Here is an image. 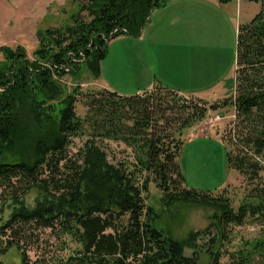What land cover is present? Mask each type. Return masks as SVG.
<instances>
[{"label":"trees","instance_id":"16d2710c","mask_svg":"<svg viewBox=\"0 0 264 264\" xmlns=\"http://www.w3.org/2000/svg\"><path fill=\"white\" fill-rule=\"evenodd\" d=\"M77 1L80 12L89 11L91 20L80 19V13L72 26L39 31L34 60L22 48H1L0 207L4 201L14 205L1 230V242L16 222L37 223L58 228L78 245L74 254L57 264H200L197 252L187 256L185 246L196 248L203 231L191 232L186 242L174 239L170 231L157 228L156 214L146 207L144 193L153 182L163 193L164 207L192 204L213 209L218 226H239L248 217L264 218V186L253 188L235 211L224 195L188 189L178 160L186 129L201 123L209 110L232 107L235 122L227 144L235 149L227 150L228 166L252 181L260 178L264 0H246L261 2L262 9L238 30L233 97L207 108V101L188 102L160 85L155 94L122 95L107 90L87 95L85 118L76 113L79 87L69 93L61 81L67 71L77 80L85 64L94 80L100 79L108 42L122 35L139 37L150 22L152 7H163L170 0ZM80 135H87L88 140L78 158L69 161L72 139ZM105 141L132 149V167L112 163ZM47 173L52 175L42 179ZM35 188L40 192L31 208L25 196ZM124 217L126 223L117 224ZM13 246L21 251L23 264H28L21 243L8 240L6 249ZM206 253L209 264H221L218 250ZM240 254L239 264H246L250 256H263L264 239Z\"/></svg>","mask_w":264,"mask_h":264},{"label":"rangeland","instance_id":"374dc122","mask_svg":"<svg viewBox=\"0 0 264 264\" xmlns=\"http://www.w3.org/2000/svg\"><path fill=\"white\" fill-rule=\"evenodd\" d=\"M191 2L193 5L185 13L184 22L181 24L171 27L155 26L157 16L152 13L151 23L142 30L139 37L122 35L109 41L106 57L101 63L103 80H94L85 64H82V71L77 80H73L67 71L61 81L69 93H73L79 87L76 103V113L79 117L85 118L87 114L85 104L87 95L103 93L108 89L122 95H134V91L128 90H133L134 86L142 81L139 79V72L142 69V63H139L141 53L146 57V61L144 58L143 60L149 69L148 78L152 77L157 85L161 75L165 80L164 86H183L197 94L191 97L204 101L214 98L209 101L215 102L207 103V108L219 103L217 101L225 100L222 99L226 98L222 94H227L229 87L225 86L221 90L210 82L213 79L211 77L216 74L226 76L232 73L231 68L235 63L237 50V32L221 8L215 7L207 0ZM253 5L251 12L254 13L255 6L258 8V5L256 3ZM79 14L82 20H91L89 11L80 12L77 0H0V60L4 59L1 48L6 46L12 49L22 48L27 57L34 60L40 44L39 31L72 26ZM164 44L169 46L170 52L167 56L160 57L156 49ZM152 57L154 65L151 64ZM203 66L208 73L205 80H201L202 76L197 72L198 67ZM171 71H176L178 76ZM157 91L158 89H154L148 94H155ZM185 99L188 102H198L195 99ZM200 105L204 106L203 103ZM217 115H221L222 118L216 120ZM234 122L235 110L232 107L217 112L209 110L196 131L191 129L185 131L178 160L185 174L188 189L216 197L224 195L237 211L253 188L264 186V158H259L262 168L257 181L250 180L248 176L228 166L227 150L235 149L227 144ZM87 140V135L72 139L68 150L69 161L78 158V152ZM103 146L112 163L123 162L132 167L134 163L132 149L123 143L113 141H105ZM49 173L41 176L42 179L50 177ZM17 186L20 187L19 184ZM39 192V189L35 188L26 194L27 206L31 208L34 206ZM162 195V191L153 182L144 193L146 207L153 208L152 211L156 214L157 228L170 231L173 238L180 242H186L191 232L203 231L204 234L196 248L185 246L187 256L197 252L200 264H209V256L206 253L208 249L220 252L221 264H239L241 250L264 239L262 216L248 217L239 226L234 224L218 226L212 218L215 212L213 209L192 204H176L166 208L161 203ZM13 208L11 201H4L0 207V238L1 230ZM126 220L127 217H124L117 221V224H125ZM2 239L0 264H23L21 251L16 246L6 249L7 241L10 239L21 243L27 252L28 264H57L71 253L74 254L78 248L77 243L63 236L58 228H46L37 223L16 222L5 231ZM246 264H264V254L250 256Z\"/></svg>","mask_w":264,"mask_h":264},{"label":"crops","instance_id":"0c3cea01","mask_svg":"<svg viewBox=\"0 0 264 264\" xmlns=\"http://www.w3.org/2000/svg\"><path fill=\"white\" fill-rule=\"evenodd\" d=\"M191 1L192 0H170L165 6L155 9L153 11L154 16H157L155 26H160V27L169 26V27H171L175 24L178 25V24L183 23L184 22L183 17L185 16V13L193 5ZM207 1H209L212 5L214 4L215 7H219L222 9L226 18L230 22L232 28L237 32V37H238L239 27L243 24H247V23L251 22L253 20V18L262 9V3H260V2H249L246 0H235V1L230 2L228 4H221L217 0H207ZM195 2H197V0H195ZM253 3H256L258 5V8H257V6H255L256 7V9L254 11L255 14L253 12H251L252 11L251 7L254 6ZM150 23H151V21L146 25V27ZM156 52L160 57H165L169 54L170 48H169V46H166L164 44L160 48H157ZM143 58L146 61V57L143 55V53H141L139 55V63H142V69L139 72V79H141L142 81H141V83H137L134 86L133 90H128V91H132V92L134 91L133 92L134 95L135 94H143L146 92H151L157 86L156 81L154 82L152 77L148 78L149 69H147V66L144 63ZM151 64L154 65L153 57L151 58ZM236 70H237V50H236L235 63L233 64V67L231 68L232 73L231 74L228 73L226 76L225 75L223 76V74H216L213 77H211L213 79L210 82V84L218 86L219 88H221V90L225 86L229 87V89H228L229 92L227 94H222V95H224L223 97H226V98H222V99H227V98L233 97L235 95ZM171 72H173L172 74L178 76L176 71H171ZM197 72L202 76L201 80H205V75L208 76V73H207L204 66L198 67ZM152 73H153V71H152ZM98 80H103V79L100 78ZM157 81H159L158 85H160L161 87H165L168 90L174 91L175 93H177V94H179L185 98L197 99L195 97H191V96H195L197 94L193 93L191 90H189L187 88H183V86H164L163 83H165L164 82L165 80H163L161 75H159V79ZM212 99H214V98H210V99L205 100V101L215 102V100L209 101ZM199 126L200 125H196V126L189 128V129L196 131ZM186 130H188V129H186ZM185 131L183 133H185ZM183 137H184V134H183ZM183 137H182V139H183Z\"/></svg>","mask_w":264,"mask_h":264},{"label":"water","instance_id":"95a60500","mask_svg":"<svg viewBox=\"0 0 264 264\" xmlns=\"http://www.w3.org/2000/svg\"><path fill=\"white\" fill-rule=\"evenodd\" d=\"M154 10H155V7L153 6V7H152V11H151V16H152V13H153ZM151 16L148 18L147 23H148V21L151 19ZM146 25H147V24H146ZM146 25L144 26V28L146 27Z\"/></svg>","mask_w":264,"mask_h":264},{"label":"built area","instance_id":"2783aa9c","mask_svg":"<svg viewBox=\"0 0 264 264\" xmlns=\"http://www.w3.org/2000/svg\"><path fill=\"white\" fill-rule=\"evenodd\" d=\"M215 118H216V120H220L222 118V116L221 115H217Z\"/></svg>","mask_w":264,"mask_h":264},{"label":"bare ground","instance_id":"6f19581e","mask_svg":"<svg viewBox=\"0 0 264 264\" xmlns=\"http://www.w3.org/2000/svg\"><path fill=\"white\" fill-rule=\"evenodd\" d=\"M73 57H74V55H73Z\"/></svg>","mask_w":264,"mask_h":264}]
</instances>
